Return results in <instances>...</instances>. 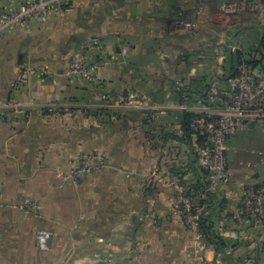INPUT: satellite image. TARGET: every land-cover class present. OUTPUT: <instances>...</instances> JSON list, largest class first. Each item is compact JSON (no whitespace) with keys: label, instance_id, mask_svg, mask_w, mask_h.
Wrapping results in <instances>:
<instances>
[{"label":"crops","instance_id":"0c3cea01","mask_svg":"<svg viewBox=\"0 0 264 264\" xmlns=\"http://www.w3.org/2000/svg\"><path fill=\"white\" fill-rule=\"evenodd\" d=\"M226 1L240 17L221 12L226 22H218L214 13ZM193 16L194 29L177 23ZM92 41L108 64L81 80L70 62ZM236 51L264 65V0H56L45 21L0 34V113L20 109L13 123L0 122V264H264V228L241 207L243 188L264 181L261 124L250 121L228 140L233 174L203 204L208 235L173 214V186L152 184L160 168L180 172L186 188L202 185L194 148L201 136L186 138L183 109L166 102L186 101L215 76L225 80ZM30 65L52 74L32 76ZM109 92L145 96L147 110H135L143 121L104 106ZM63 100L79 113L39 110ZM90 151L107 165L64 182L65 169ZM40 228L53 232L48 251L37 246Z\"/></svg>","mask_w":264,"mask_h":264},{"label":"built area","instance_id":"2783aa9c","mask_svg":"<svg viewBox=\"0 0 264 264\" xmlns=\"http://www.w3.org/2000/svg\"><path fill=\"white\" fill-rule=\"evenodd\" d=\"M23 4L12 14H2V21L24 19L27 12H35L45 7L50 0H31ZM202 8L199 9V12ZM177 23L191 28L196 25L195 19H180ZM101 49L99 44L87 43L77 50L70 62V73L83 80L95 79V71L104 61L92 59L89 52L97 54ZM122 53H127L128 46H122ZM99 58V57H98ZM100 59V58H99ZM207 100L199 95L194 100L186 99L177 103L170 99L166 102L168 106H179L183 110H194L198 113L192 120L191 126L204 136L200 143L196 142L197 152L201 165L209 170L210 190H217L230 179L232 173L228 167L227 141L231 134L240 128L247 126L248 122H259L264 127V69L257 71L245 62L237 64L234 73L229 74L222 81L215 76L209 84L206 92ZM120 106L131 110H143L149 107L145 96L135 94H121L109 92L104 106ZM86 113V112H85ZM196 134V133H195ZM199 135V134H196ZM103 158H96L87 154L84 158L82 169L78 168L71 172V179L83 175L84 172L100 169ZM257 163H264V149L259 151ZM247 166L252 163H245ZM254 165V164H253ZM75 175V176H74ZM159 175L161 183H168L177 191L175 198L176 210L174 215L183 220L188 226L198 223L199 210L196 208L193 197L189 194V188L181 184L179 175ZM242 201L244 210L264 228V182L260 185H248L242 190ZM26 204H32L31 198L25 199ZM53 232L47 228H40L36 234V243L40 250H48L49 242ZM216 264V263H211Z\"/></svg>","mask_w":264,"mask_h":264},{"label":"rangeland","instance_id":"374dc122","mask_svg":"<svg viewBox=\"0 0 264 264\" xmlns=\"http://www.w3.org/2000/svg\"><path fill=\"white\" fill-rule=\"evenodd\" d=\"M238 1H243V0H238ZM27 2V3H26ZM28 2H33V1H31V0H23L21 3H19L17 6H12V7H0V24H1V31H4V32H7V31H9V30H12L13 28H15L17 25L19 26V25H21V24H23V23H25L26 21H28V20H36V21H39V22H41V21H45L48 17H49V15H50V13H51V11L54 9V5H55V2H56V0H50L46 5H45V7L44 8H42V9H40V10H38V11H35V12H27V13H25V15H24V19H18V20H14V19H10V20H7L6 22H7V24H5V22H3L2 21V14L4 15V14H12L14 11H16L20 6H22L23 4H28ZM229 5V2H223L222 3V5H221V9L220 10H217L215 13H214V18H217L218 19V22H226L225 20L228 18V17H230V18H232V16L231 15H235V17H240V14H233L234 12H237L236 11V9H234V12L232 13V11H233V8L231 7V4H230V6H228ZM232 8V9H231ZM203 9H202V11H200L199 12V14H201V13H203ZM221 12L223 13V14H225L226 15V19H221V17L219 16V14H221ZM242 15V14H241ZM199 18V17H198ZM198 18H196L195 19V21H196V25H194L193 27H191V28H188V29H194L196 26H197V24H198ZM4 32H1L0 34H3ZM97 42V44H99V46L101 47V49H99V50H97L96 52H97V54H92L91 52H89V54H90V56H91V58L92 59H97V60H103L104 61V65H102V67L101 66H99V68H97L96 69V71H95V77L97 78L98 77V74H99V72H100V70H102V69H104L105 68V66H107V64H108V57H107V55H106V53H105V50H103L104 48H103V45L101 44V42H99V41H92V42H88V43H96ZM128 51H129V48H128ZM128 51H127V53L126 54H128ZM123 54H125V53H123ZM100 59H99V58ZM27 70L28 71H30L31 72V74H32V76H40V77H42V78H46V77H48L50 74H52V72H51V70L48 68V67H46V66H44V65H42V66H40V65H36V66H34V65H30L29 67H27ZM69 73H70V70H69ZM71 74V73H70ZM73 75V74H72ZM73 76H75V75H73ZM75 77H77V76H75ZM77 78H79V77H77ZM79 79H81V80H83L82 78H79ZM93 80V79H92ZM86 81H88V80H86ZM33 84L34 83H32V86H33ZM15 100V98H12L11 100H9V102H11V104H9L10 105V107H14V106H17L18 105V102H16V103H13L12 101H14ZM13 103V104H12ZM69 103H71L70 101H65V100H63L62 102H55L54 104H52V105H50V106H45V107H41V108H39V110H41V111H44V112H46V114H49V113H52V111H57V110H61L62 112V114L63 113H67V112H71L73 115L76 113V114H78L79 113V108H77V107H74V109H71L72 107H68L69 106ZM26 107H28V108H34V105H31V104H29L28 106H26ZM17 110H20V109H14V110H12V111H7V113L6 114H2V113H0V122H5L6 124H11V123H13V120H12V117H15V113H16V111ZM81 110V109H80ZM84 114H85V111H84ZM249 123V122H248ZM256 123H258V124H260L259 122H256ZM246 127V126H245ZM245 127H243V128H245ZM243 128H240L237 132H235V133H233V134H236V133H238V132H240V131H242L243 130ZM233 134H231V135H233ZM230 139V138H229ZM228 139V140H229ZM227 143H228V141H227ZM15 147H18V146H15ZM226 147H228L227 146V144H226ZM15 149V148H14ZM12 152H14L13 150H12ZM227 153V152H226ZM87 154H92V156H95L96 158H103L102 159V161H101V163L103 164V166H106L107 165V162H106V160H105V158L101 155V154H99V153H97V152H92V151H90V152H87L86 154H82V155H80L79 156V159L78 160H76V162H74V163H72V165H70L67 169H65V171H64V173H63V180H64V182H71V181H73V182H77V181H79L81 178H83L84 176H86L87 174H88V172H87V170L84 172V174L83 175H79V176H77V178L76 179H71V172H72V170L73 169H75V171L76 170H78V168H80V169H82V167L81 166H83V164H84V158L86 157V155ZM0 155H2V149H1V147H0ZM228 162V161H227ZM1 164V163H0ZM228 164V163H227ZM228 167H229V165H228ZM230 168V167H229ZM160 168H156V170L154 171V173L152 174V178H153V183L152 184H154V185H156V184H167V185H170V184H168V183H161L162 181H159L158 180V176L159 175H157V174H161V175H167L168 173H166V172H163L164 170L162 169V170H159ZM96 169H94V170H92V172L93 171H95ZM230 171H231V173L233 174V170L232 169H230ZM90 173V172H89ZM175 175V174H174ZM75 176V175H74ZM231 177H232V175H231ZM230 177V178H231ZM65 184V183H64ZM174 188V187H173ZM175 189V188H174ZM176 191V190H175ZM176 193H177V191H176ZM176 198V197H175ZM32 202H33V200H32ZM174 202H175V199H174ZM175 210H176V207H175V204L173 203V214H174V212H175ZM195 226H197V224L195 225ZM195 226H192V227H195ZM37 234V233H36ZM53 237V234H52V236H51V238ZM51 240L52 239H50V242H51ZM49 242V249L48 250H50L51 249V243ZM48 250H46V251H48ZM44 251V250H43Z\"/></svg>","mask_w":264,"mask_h":264},{"label":"trees","instance_id":"16d2710c","mask_svg":"<svg viewBox=\"0 0 264 264\" xmlns=\"http://www.w3.org/2000/svg\"><path fill=\"white\" fill-rule=\"evenodd\" d=\"M202 8V7H200ZM199 8V9H200ZM203 9V8H202ZM197 17L196 16H193L192 18L191 17H188L187 19H196ZM235 56L238 58V62H236V66L235 68L233 69L234 72L236 70V67H237V64L240 63V62H245L247 64H249L252 68H254L255 70L257 71H260L262 69H264V65L262 66V63H257L256 64V60H254L253 58L250 59V57H247L244 53L240 52V51H236L234 52ZM263 55V59H262V62H264V54ZM233 72V73H234ZM214 78V77H213ZM212 78V79H213ZM211 79V80H212ZM225 79V78H223ZM211 80L209 81V83L207 84V86L201 91L199 92L198 94L196 95H199L201 97H203L205 99V101L207 100L206 98V90L209 86V84L211 83ZM224 81V80H222ZM192 96L189 98V100H194L195 99V96ZM184 98H181V100H183ZM185 100H183L182 102H184ZM59 114H62L61 110H57ZM147 112V111H146ZM149 112V111H148ZM131 119H133L134 122H142L143 119H142V112H138V111H135V110H131ZM195 116H198V113L194 110H183L182 111V117H183V124H184V136L187 138L188 136H190L191 134H199V136H201V140H200V143L204 140V136L202 134H200L199 131L195 130L192 126H191V123H192V120ZM231 136V135H230ZM230 138V137H229ZM195 150H196V154H198L197 152V147L194 146ZM15 150L18 151V148ZM197 157H199V155H197ZM228 157V156H227ZM199 159V158H198ZM201 171L203 173V183L202 185L201 184H197V185H193L191 186L188 190H189V194L193 197V202L196 206V208L199 210V216H198V224H201L202 222L204 223L203 221V214H204V210L205 208L203 207V204H205V200L216 190H210L209 189V186H210V179H209V175H210V172L209 170H207L206 168H204L201 164ZM173 174H176V175H179L180 178H181V184L184 185V180H183V177L182 175L180 174V172H174ZM264 181L260 182V183H257V184H250V185H260L261 183H263ZM185 186V185H184ZM186 187V186H185ZM218 190V189H217ZM241 207H242V212L246 215V216H250L248 212H246L244 210V204H243V201H242V204H241ZM251 217V216H250ZM252 218V217H251ZM253 219V218H252ZM254 220V219H253ZM255 221V220H254ZM201 222V223H200ZM256 222V221H255ZM202 225V229L204 232L209 233V228L206 227L205 225L201 224ZM261 227V226H260ZM209 237H214L213 234H210ZM210 239H214V238H210ZM215 244H224L225 243V240L220 237V236H215V241H214Z\"/></svg>","mask_w":264,"mask_h":264},{"label":"flooded vegetation","instance_id":"af4514ba","mask_svg":"<svg viewBox=\"0 0 264 264\" xmlns=\"http://www.w3.org/2000/svg\"><path fill=\"white\" fill-rule=\"evenodd\" d=\"M179 24V23H178ZM182 25V24H181ZM184 26V25H183Z\"/></svg>","mask_w":264,"mask_h":264}]
</instances>
